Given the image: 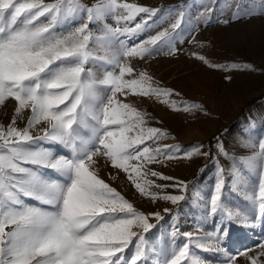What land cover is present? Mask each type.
<instances>
[{"label":"snow or ice","instance_id":"6c2138e0","mask_svg":"<svg viewBox=\"0 0 264 264\" xmlns=\"http://www.w3.org/2000/svg\"><path fill=\"white\" fill-rule=\"evenodd\" d=\"M226 3L233 8L232 21L264 14L243 0ZM158 12L120 0H0V107L9 100L15 104L10 123L0 124V264H210L193 248L225 255L224 264H239V257L247 264H264V237L255 255H249L252 249L230 253L224 246L232 224L264 229V138L258 151L233 158L227 169L233 176L258 174L257 191L247 197L254 214L225 205L226 169L218 165L208 206L215 229L201 235L196 234L199 228L182 232L176 225L166 248L153 246L147 237L164 220L161 211L138 210L94 167L97 157H105L127 174L141 196L176 205L185 200L188 183L158 184L149 177L174 178L150 165L212 158L202 143L187 146V151L151 147L148 142L157 143L168 133L147 127L146 114L125 102L129 96L155 97L172 111L207 114L200 102L171 99L180 93L160 87L147 70L137 72L128 62L154 55L157 46L166 47L167 55L176 53L183 11L171 31L131 46L120 39L150 29ZM193 58L212 69L236 68L211 63L205 55L193 53ZM97 64L110 70H97ZM19 118L26 120L24 127L17 126ZM222 153L226 155L218 142L217 160ZM167 187L181 194H161ZM163 212L170 214V209ZM180 238L183 243L178 244ZM130 248L134 251L126 256Z\"/></svg>","mask_w":264,"mask_h":264},{"label":"rangeland","instance_id":"374dc122","mask_svg":"<svg viewBox=\"0 0 264 264\" xmlns=\"http://www.w3.org/2000/svg\"><path fill=\"white\" fill-rule=\"evenodd\" d=\"M82 2L91 4L95 0ZM120 2L138 3L141 6L160 9L157 17L153 18L154 22L150 21V29L139 36L120 38L126 46L138 44L165 29L171 31L170 25L178 18L179 11L184 12L185 21L178 30L182 35L174 45L177 49L174 55L165 54L167 48L157 46L154 55L144 59L133 57L128 62L137 72L147 70L160 87L171 88L180 93L171 99L178 102H200L207 109V114H185L172 111L155 97L129 96L125 100L146 114L147 127H157L168 133L167 138H161L157 143L148 142L151 147L166 145L172 149L179 146L187 151V146L202 143L204 151L210 150L212 154V158L201 156L191 160H165L163 163L150 165L152 170L174 178L166 181L149 177L158 184L173 185L176 181L188 183V190L183 193L185 200L176 205L164 201L153 202L139 193L136 194L127 174L117 181V187L126 183L131 192L138 195L134 198L125 196L138 210L145 214L161 211L164 215V220L159 224L154 219L150 221L157 224L147 234L151 244L166 248L170 230L176 225L182 232L199 228L201 231L196 234L201 235L215 229L216 224L208 215V206L217 178L218 165L226 169V184L222 197L225 205L233 210H240L243 214H254V206L247 197L254 196L257 191L258 174L243 172L241 176H233L227 169L233 158L239 160L258 151V141L264 138V14L232 21L233 8L228 6L226 0H215V3L213 0ZM243 3L250 8L264 9L261 0H243ZM210 7L215 9L211 13L207 12ZM139 20L140 17H137L136 22ZM224 20L231 22L224 24ZM108 22L116 26L110 19ZM134 23L131 26H134ZM193 53L205 55L211 63L222 66L235 64L236 68L227 71L223 68H208L194 59ZM246 65L250 68H246ZM101 68L110 70L108 65L97 64V70ZM229 76L231 80L226 79ZM120 98L124 100V97ZM14 106V101L9 100L5 106L0 107V124L5 127L14 115ZM25 125L26 120L19 118L17 126ZM218 142L226 153L220 154L219 160L216 159ZM253 144H256V147H252ZM96 159L100 160L94 166L98 175L102 171L108 173L110 168H113L105 157ZM103 161L105 163L101 164ZM161 194L181 193L176 188L167 187ZM166 207L170 209V214L163 212ZM229 232V238L224 241L228 252L237 253L252 249L249 255H255L259 251L257 245L264 237V229H248L232 224L229 226ZM177 243H183V239H178ZM133 251L134 248H130L125 255L130 256ZM192 251L193 254L205 257L210 264H224L226 260L223 254L198 252L194 248ZM151 264H154V261ZM239 264H247L246 259L239 257Z\"/></svg>","mask_w":264,"mask_h":264},{"label":"bare ground","instance_id":"6f19581e","mask_svg":"<svg viewBox=\"0 0 264 264\" xmlns=\"http://www.w3.org/2000/svg\"><path fill=\"white\" fill-rule=\"evenodd\" d=\"M97 161H100L97 159ZM102 163H105L104 161L101 162ZM100 164V163H98ZM111 167V166H110ZM111 170L106 173L105 171H102L100 172V177L102 179H104L107 183H109V185L111 187H114L116 190H118L122 195L124 196H130V197H138V192L137 191H134L135 193H133V191L131 192V188L127 187V184L126 183H123V184H119V187H117V184H118V180H120L121 178H123L126 174L122 171V170H119V169H115V168H110ZM120 182V181H119Z\"/></svg>","mask_w":264,"mask_h":264},{"label":"trees","instance_id":"16d2710c","mask_svg":"<svg viewBox=\"0 0 264 264\" xmlns=\"http://www.w3.org/2000/svg\"><path fill=\"white\" fill-rule=\"evenodd\" d=\"M210 144H211V142H210ZM210 160V159H209ZM209 160H206V162H208Z\"/></svg>","mask_w":264,"mask_h":264}]
</instances>
